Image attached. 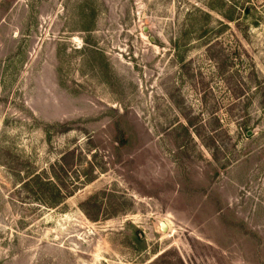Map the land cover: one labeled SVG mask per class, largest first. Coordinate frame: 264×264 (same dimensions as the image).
<instances>
[{
  "label": "rangeland",
  "instance_id": "rangeland-1",
  "mask_svg": "<svg viewBox=\"0 0 264 264\" xmlns=\"http://www.w3.org/2000/svg\"><path fill=\"white\" fill-rule=\"evenodd\" d=\"M0 264H264V0H0Z\"/></svg>",
  "mask_w": 264,
  "mask_h": 264
},
{
  "label": "water",
  "instance_id": "water-1",
  "mask_svg": "<svg viewBox=\"0 0 264 264\" xmlns=\"http://www.w3.org/2000/svg\"><path fill=\"white\" fill-rule=\"evenodd\" d=\"M248 136H251V133H248ZM159 227H160V230L163 234H165L167 232V226L164 222H160Z\"/></svg>",
  "mask_w": 264,
  "mask_h": 264
},
{
  "label": "bare ground",
  "instance_id": "bare-ground-1",
  "mask_svg": "<svg viewBox=\"0 0 264 264\" xmlns=\"http://www.w3.org/2000/svg\"><path fill=\"white\" fill-rule=\"evenodd\" d=\"M167 226V225H166Z\"/></svg>",
  "mask_w": 264,
  "mask_h": 264
}]
</instances>
